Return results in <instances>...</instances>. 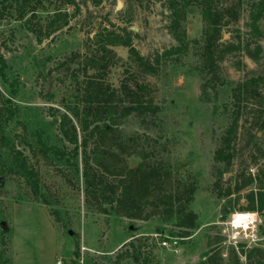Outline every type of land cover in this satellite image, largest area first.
Segmentation results:
<instances>
[{"label":"rangeland","instance_id":"rangeland-1","mask_svg":"<svg viewBox=\"0 0 264 264\" xmlns=\"http://www.w3.org/2000/svg\"><path fill=\"white\" fill-rule=\"evenodd\" d=\"M75 1L78 12L62 0H27L30 11L20 19L16 0H0V55L7 77H0V90L11 98L9 103L0 97V264H264V212L250 210L261 218L259 242L250 248L232 244L225 226L235 211H249L252 197L257 206L256 194L259 189L264 192V128L258 126L264 114L256 120L258 105L239 113L232 164L214 159L234 121L238 106L234 89L264 76V17L259 22L260 38L249 27L257 0L227 1L239 6V20L223 27L219 43L242 41V47L224 57L216 78L204 67L199 4L186 9L183 21L189 50L163 56L178 46L170 33L166 0ZM119 1L123 6L117 10ZM57 10L69 14L68 24L48 36ZM101 31L129 34L142 56L159 55L158 73L141 74L127 47L110 46L111 56L102 53L96 42ZM90 59L107 62V70L90 67L87 75ZM98 71L113 89L126 79L149 84L160 108L156 115L133 114L114 127L108 123L114 130L113 149L120 151V144L129 152L143 149L147 165L171 172L172 187L181 192L189 183L197 187L190 205L198 215L197 228L176 246L173 240L166 246L162 243L164 236L173 238L172 232L179 231L163 217L132 220L87 205L82 147L73 160L79 173L75 165L41 150L39 139L74 157V145L62 135L61 118ZM261 93L257 102L264 109V85ZM70 117L80 144L85 133ZM92 147L93 143L88 151ZM121 157L129 168L141 162L137 156ZM16 158L25 160L37 176L36 191L32 180L18 171ZM250 176L256 179L253 184L220 197ZM144 209L153 211L151 205ZM158 228L163 229L162 236ZM131 240L132 246L120 249ZM129 253L140 257L139 262Z\"/></svg>","mask_w":264,"mask_h":264},{"label":"trees","instance_id":"trees-1","mask_svg":"<svg viewBox=\"0 0 264 264\" xmlns=\"http://www.w3.org/2000/svg\"><path fill=\"white\" fill-rule=\"evenodd\" d=\"M16 1L19 3L20 19H24L30 11L28 2L27 0ZM227 1L166 0L170 12V33L178 42V46L164 51L162 55H180L189 50V41L183 28V21L186 18V9L193 4H199L204 21V67L213 75V78H216L220 69V62L224 57L242 47V41H238L237 44L229 43L226 45L219 43L222 39L223 27L239 20V6L235 3L226 4ZM62 2L66 5L75 6L77 12L80 11L75 0H62ZM31 12L33 13L34 10ZM263 17L264 0H257L251 7L249 24L250 30L257 38L263 35L259 27V22ZM68 18L69 14L66 11L57 10L53 17L54 22L48 28L46 35L50 36L66 26ZM96 37V42L100 46L98 50L102 53L111 56L114 51L110 46L127 47L130 51V57L134 60L141 74L155 75L158 73L160 56L156 55L155 58L142 56L133 46L131 35H121L114 31H101ZM90 61V66L88 63L85 65L87 75L90 67L95 70L100 68L107 70L108 68L107 62L103 64L96 59H90ZM5 68V60L0 55V77L6 80ZM101 79H103V74H100V72L95 76H90L89 80L85 82L83 90H79V94H77V103L75 105L68 104L67 114H64L61 118L62 135L67 142L74 145V152L71 153L74 157L71 158L65 151L49 146L39 139L41 150L46 154L51 151L55 157L64 159L70 165H75L76 173H79V164H75L73 160L78 157L79 148L82 147L87 205L91 206L93 203L94 206L96 205L97 211L107 214L114 212L118 216L132 220L145 221L158 215L163 217L165 222L173 223L174 227L179 229L177 233L172 232L171 236L184 241L192 235L191 231L197 228L198 215L190 209L197 190L196 185L189 183L183 187V192H181L172 187L170 171L163 173L162 166H149L146 164L148 154L144 152L145 150H132V152H129V150H126L127 147L121 144L118 148L120 151L113 149L112 135L114 130L108 123L114 127L120 125L121 118L133 114L145 117L151 114L156 115L160 111L159 106L154 103L151 86L145 83L129 82L126 79L119 89H113L111 85L106 84ZM262 85H264V76H258L246 80L234 89V97L238 106L236 112H234L233 124L228 129L222 146L215 153L214 159L216 162H223L227 166L233 162L240 111L247 110L249 105H258V110H255L258 113L256 120L261 119L264 114L263 105L257 102L262 98ZM0 97L3 101L11 103V98H6L1 90ZM10 114L13 116L15 112L11 111ZM70 115L78 120L80 129L85 133L83 142L80 144L78 128ZM258 126L264 128V121L258 123ZM0 131L2 130L0 129ZM91 143H93V147L88 151ZM122 155L137 156L141 159V162L135 168H129L123 157H121ZM16 160L18 171L32 180V185L36 191L38 188L37 176L29 170L25 160H19V158H16ZM108 177L118 180H108ZM255 181L256 179L251 176L243 182L238 180L234 189H225L220 193V197H230L234 191L239 192ZM258 191L259 193L256 194L257 206H255V198L252 197V200H250L252 204L247 207V210L258 209L262 213L264 212V192L261 189ZM148 205L153 207V211L146 213L144 208ZM162 232L163 229L158 228L157 233L162 236ZM133 243L132 240L126 242L120 249L125 246H132ZM121 254V252L117 254L119 259L123 257ZM128 255L139 262L140 257L138 258L136 254L129 253ZM247 257L250 256L247 255Z\"/></svg>","mask_w":264,"mask_h":264},{"label":"built area","instance_id":"built-area-1","mask_svg":"<svg viewBox=\"0 0 264 264\" xmlns=\"http://www.w3.org/2000/svg\"><path fill=\"white\" fill-rule=\"evenodd\" d=\"M261 218L258 212L239 210L232 213L225 222L226 232L230 242L236 246L243 245L250 248L259 242V226ZM174 238V239H173ZM166 236L162 243L166 246L170 240L174 245H178L180 239Z\"/></svg>","mask_w":264,"mask_h":264},{"label":"water","instance_id":"water-1","mask_svg":"<svg viewBox=\"0 0 264 264\" xmlns=\"http://www.w3.org/2000/svg\"><path fill=\"white\" fill-rule=\"evenodd\" d=\"M122 6H123V3L121 1H119L117 4V10L121 9Z\"/></svg>","mask_w":264,"mask_h":264}]
</instances>
